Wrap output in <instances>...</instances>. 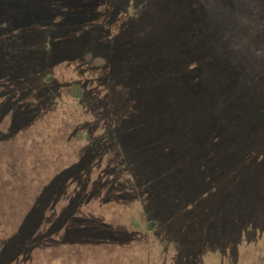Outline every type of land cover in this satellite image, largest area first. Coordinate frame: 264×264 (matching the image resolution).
Here are the masks:
<instances>
[{"label": "trees", "instance_id": "16d2710c", "mask_svg": "<svg viewBox=\"0 0 264 264\" xmlns=\"http://www.w3.org/2000/svg\"><path fill=\"white\" fill-rule=\"evenodd\" d=\"M93 57L106 88L94 110L106 125L93 151L48 178L17 231L0 241V264L31 261L26 253L42 247L31 243L46 222L47 236L66 242L110 234L103 219L75 216L80 188L64 195L72 184L85 188L102 144L119 168H131V187L143 194L136 201H148L141 209L176 239L178 264H202L215 243L238 244L241 230L264 228V0H0V118L30 125L59 88L88 103L83 85L53 73ZM121 188L115 195L129 199ZM61 190L73 199L56 213Z\"/></svg>", "mask_w": 264, "mask_h": 264}, {"label": "rangeland", "instance_id": "374dc122", "mask_svg": "<svg viewBox=\"0 0 264 264\" xmlns=\"http://www.w3.org/2000/svg\"><path fill=\"white\" fill-rule=\"evenodd\" d=\"M101 63L97 57L70 61L62 63L53 73L61 84L75 81L83 85L89 91L88 103L70 99L67 92L59 88L56 91L57 100L47 104L46 109L42 108L30 125L10 126L8 116L0 118V135L12 127L16 128L13 136L0 138V241L7 240L17 231L28 207L46 186L49 177L69 168L83 156L85 150L93 151L92 145L106 125L102 115L96 117L102 111L94 110L100 97L106 95ZM95 124L101 128L99 132H92ZM104 145L100 149L94 148L96 153L90 163L89 183L85 184L84 181L85 188L81 184L82 189L78 183L72 184L64 195L74 192L75 196L80 188L82 191L74 201L75 211L78 209L75 216L96 221L103 219L113 227L110 234L103 236L100 233L92 238L86 235L78 242L69 238L72 261L67 258L70 250L66 248L68 242L61 235L58 239L48 237L49 226L46 222L37 233L40 235L38 238L41 237L40 242L31 243L42 247L39 250L28 249L26 254L31 261L27 264H46L44 260L47 255L54 258L57 254V262L54 263L58 264L68 261L73 264H178L176 239L164 235L162 229L157 227L154 220L158 217L150 214L154 211L141 209V203L146 206L148 201L145 198L141 202L136 201L137 194L140 197L143 194L131 187V168H119L120 158H114L118 154L105 153ZM230 158V166L239 170V164L232 162L234 157ZM116 168L118 175L114 172ZM243 170L241 168L240 172ZM93 181L100 184L93 185ZM250 183L255 185L254 180ZM119 184L124 192H130L129 199L123 194L115 195L118 191L121 193ZM61 192L60 201L63 200V190ZM81 195L83 200L80 204H87H78ZM64 199L54 207L56 213L73 198L66 196ZM235 210L232 208L230 212L235 215ZM147 213L152 217L148 218ZM87 225L93 224L89 222ZM239 242L215 243L211 252L201 256L202 264H264V228L252 229L248 234L241 230ZM227 244L230 246H223ZM55 245L59 246L58 250L53 248ZM87 256L89 261L86 263L84 259Z\"/></svg>", "mask_w": 264, "mask_h": 264}]
</instances>
